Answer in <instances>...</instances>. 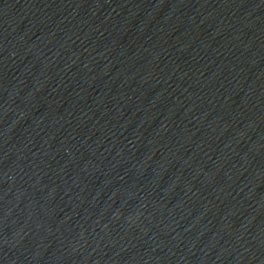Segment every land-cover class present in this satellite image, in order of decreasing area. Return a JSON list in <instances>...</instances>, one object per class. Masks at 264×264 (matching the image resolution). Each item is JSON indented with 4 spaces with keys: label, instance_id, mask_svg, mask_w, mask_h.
Listing matches in <instances>:
<instances>
[{
    "label": "water",
    "instance_id": "water-1",
    "mask_svg": "<svg viewBox=\"0 0 264 264\" xmlns=\"http://www.w3.org/2000/svg\"><path fill=\"white\" fill-rule=\"evenodd\" d=\"M0 264H264V0H0Z\"/></svg>",
    "mask_w": 264,
    "mask_h": 264
}]
</instances>
